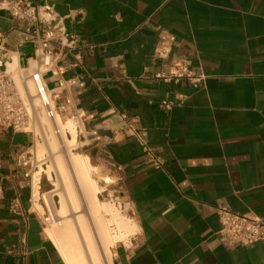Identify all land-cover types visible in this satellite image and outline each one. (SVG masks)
<instances>
[{"label":"crops","instance_id":"obj_1","mask_svg":"<svg viewBox=\"0 0 264 264\" xmlns=\"http://www.w3.org/2000/svg\"><path fill=\"white\" fill-rule=\"evenodd\" d=\"M30 1L52 5L75 40L51 46L43 80L61 118L83 111L87 130L100 127L88 142L111 179L103 192L126 200L136 225L112 264H264V240L219 242L215 211L264 220V0ZM24 28L0 11L2 40L30 71ZM178 66L202 83L154 77ZM33 145L25 130L0 131V264H65L19 162Z\"/></svg>","mask_w":264,"mask_h":264},{"label":"built area","instance_id":"obj_2","mask_svg":"<svg viewBox=\"0 0 264 264\" xmlns=\"http://www.w3.org/2000/svg\"><path fill=\"white\" fill-rule=\"evenodd\" d=\"M0 11L7 13L25 26L26 36L20 39L18 44L27 42L34 47L35 66L30 70L29 78L34 85L35 95L38 97L45 116L53 123L54 133L59 135L60 129H67L66 124L71 122L78 134L99 141L101 139L100 127L87 130L85 128L86 115L83 111H73L65 118L59 116L53 103L56 94L46 87L43 80V72L52 66L55 58L51 46L57 47L60 52L62 49L72 48L75 43V40L66 31L63 18L56 13L52 5L44 3L34 6L30 0H0ZM2 39L3 35L0 33V131L23 129L27 127L30 117V103L26 96L19 92L11 72L7 69L8 63L12 61V51ZM154 77L164 82L171 80L178 82L181 79H186L194 86L200 85L204 79L202 73H195L185 66H178L169 73L157 72ZM164 106L168 109L171 103H164ZM128 129L131 131V135L136 136L141 142L148 162L159 167L160 160L153 155L152 148L142 140L141 134L136 133L131 126H128ZM31 149L32 147L20 156L19 162L27 168L24 177L27 180L32 201H41L44 206V221H52L51 210L41 191L43 169L39 167L45 161L40 162L39 166L36 165V156ZM103 182L104 184L110 183ZM107 198L118 211L131 217L130 207L126 200L114 194H107ZM215 211L219 221L216 236L220 243L227 246H249L264 240L263 219L223 208H216ZM111 230L115 231L113 226H111Z\"/></svg>","mask_w":264,"mask_h":264},{"label":"rangeland","instance_id":"obj_3","mask_svg":"<svg viewBox=\"0 0 264 264\" xmlns=\"http://www.w3.org/2000/svg\"><path fill=\"white\" fill-rule=\"evenodd\" d=\"M29 72L28 70L18 69L16 71V74L19 75L21 80H25L28 83H30L32 87V100L36 101L37 103V115L40 117V120H38L34 112H30V117L27 122V127L23 128L22 130H25L32 135H34V145L31 149L32 153L35 154L37 162H35L36 165L39 166L40 162L43 160L45 161L42 166L39 168H42V182H41V191L44 193L43 198L46 201L48 207L52 211L55 223L52 221L45 222V228L53 226L54 228H60L61 225H59V222H63V220H70V222L73 223L74 227L76 226V221L73 217L70 215H67L66 217H60L56 214V209L59 208V196L58 194H65L63 183L61 181L60 173L57 169V162H61L64 166V173L69 178V185L68 188L71 189L72 194L74 196V204H72L74 209V215L77 219V221H80L78 223L81 224V226L88 231L89 236L92 237L93 246L96 249L98 253V257H100V261L102 264H107L105 255L102 249V243L103 240L98 238V236L95 233L94 230V222L92 220L91 215L88 213L87 209V202H86V194L83 192L82 187L80 186L78 182L77 176L74 174L70 167L69 163V157L73 156L74 154H86L89 156L91 164L94 166L91 169V177L93 180H96L97 185L99 186L98 191L96 192V197L100 202H104L109 207H111L120 218H126L131 223L135 222L132 219H129L128 216L124 212L118 211L111 202L108 201L107 195H105L102 190L105 187V184L103 181L109 182V177L104 174V167L102 165H99L97 161L95 160L94 154L91 150V147H93V144L91 142H88L89 137H83L82 135L76 134V137L74 140L73 138L68 135L71 125L67 124V129H60V134L54 133V127L51 120H49L45 114L43 109L40 106L38 97L35 95V89L34 85L31 82L29 78ZM13 79L14 76L12 75ZM14 82L19 90V92L23 95V90L21 89L22 85L19 86V84L16 83L15 79ZM22 84V82L20 83ZM30 103V102H29ZM40 115V116H39ZM61 127V126H60ZM62 128V127H61ZM84 141V142H83ZM90 143V144H89ZM46 171H49L51 174V178L47 179L46 177ZM54 184V185H53ZM52 189H55L54 191H51ZM49 191V192H48ZM48 192V193H47ZM35 206L39 209V211L42 213V209L39 207L38 202H34ZM67 205L70 207V204L68 201H66ZM102 213V212H101ZM111 226L114 227V232L111 230ZM86 227V228H85ZM106 231L108 236H110L112 243H110V246L108 248V256L110 257V264H112V255H111V246H113L116 242L115 236L119 234L120 227L113 223L109 222L106 225ZM136 231V230H135ZM134 231V232H135ZM79 232V231H78ZM130 233L127 238H124L122 241L118 242H126L128 243V239L130 236L134 233ZM81 237V236H80ZM115 241V242H114Z\"/></svg>","mask_w":264,"mask_h":264},{"label":"bare ground","instance_id":"obj_4","mask_svg":"<svg viewBox=\"0 0 264 264\" xmlns=\"http://www.w3.org/2000/svg\"><path fill=\"white\" fill-rule=\"evenodd\" d=\"M12 61L8 63L7 69L14 76V79L19 86L22 88L23 95L30 102V112L33 113L35 117L40 120V117L37 115V103L32 100V87L30 83L25 80H21L19 75L16 74V71L19 69L17 65L16 55L11 54ZM22 82V84H20ZM40 116V115H39ZM71 127L67 131L74 140L77 134V129L74 128V124L68 122ZM66 124V126H67ZM69 163L72 171L78 178V182L83 189V192L86 194L87 202V211L91 215L94 222V230L98 238L103 240L102 249L105 255L106 263L110 264V257L108 256V248L112 240L108 236L106 231V225L109 222H113L120 227V232L115 236L116 242L124 240L127 238L130 233L136 230V225L131 223L126 218H120L117 213L109 207L104 202H100L96 197V192L99 189L96 180H93L91 177V169L94 167L89 159V156L86 154H74L69 157ZM57 169L60 173L61 181L63 183L65 194H58L59 196V208L56 209V214L60 217H66L70 215L76 221V226L74 227L73 223L70 220L66 219L63 222H59L60 228L46 227L45 233L53 241L54 245L58 249V252L64 259L65 264H102L98 253L93 246L92 237L89 236L88 231L81 226V222L77 221L74 215V209L72 204H74V196L69 185V178L64 173V166L61 162H57ZM47 179L51 178L49 171H46ZM109 179V178H108ZM110 182V180H109ZM108 183V182H107ZM54 185V184H53ZM52 189L51 191H54ZM47 201V200H46ZM66 201L69 202L70 207L67 205ZM36 207V206H35ZM38 207V206H37ZM102 212V213H101ZM52 214V222L55 223L54 215ZM132 219L131 217H128ZM133 220V219H132ZM80 222V223H78ZM86 228V227H85ZM79 231V232H78ZM81 236V237H80ZM115 242V241H114Z\"/></svg>","mask_w":264,"mask_h":264}]
</instances>
